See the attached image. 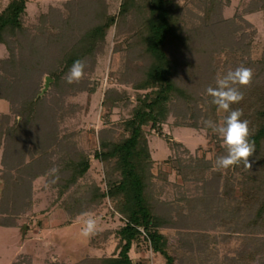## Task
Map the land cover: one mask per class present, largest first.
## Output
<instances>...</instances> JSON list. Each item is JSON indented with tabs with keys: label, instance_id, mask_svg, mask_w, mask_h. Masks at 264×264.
I'll use <instances>...</instances> for the list:
<instances>
[{
	"label": "trees",
	"instance_id": "1",
	"mask_svg": "<svg viewBox=\"0 0 264 264\" xmlns=\"http://www.w3.org/2000/svg\"><path fill=\"white\" fill-rule=\"evenodd\" d=\"M200 1L204 6L202 21L191 27L177 0H121L119 11L113 14L101 0H83V14L73 16L74 21L66 20L59 29L50 24L46 13L41 15L39 24L26 26L28 0H10L0 11V42L9 53L0 58V97L10 101L13 110L23 117L6 131L5 150L10 161L3 160L5 169L0 175L5 182L0 225L17 226L16 218L26 210L25 200L31 203L33 181L41 175L48 176L49 168L43 163L51 152L43 153L35 163H25L21 149L25 145L20 144L21 136L39 124L38 120L43 121V129L54 125L49 114L55 106L46 103L48 92L40 95L43 75L54 79L50 92L54 94L53 104L60 108L66 93L76 94L79 90L78 83L69 84L65 78L73 62L85 61V70L93 66L105 50L109 30L115 26L119 40L115 51L123 52L125 57L119 79L124 86L107 89L102 105L109 121L115 108L126 114H122L116 127L100 132L103 144L95 156L105 165L107 187L103 190L96 182L85 181L91 166L89 157L81 154L75 158L60 150L59 160L51 165L59 169L60 180L51 185L57 189L61 206L71 219L99 209L108 198L113 205L111 213L119 215L122 225L116 231L118 242L114 253L87 257L74 264H135L130 251L141 239L163 255L166 264H175V256L169 252L168 240L161 230L165 217L151 188L157 175L153 173L155 161L144 127L161 131L171 116L181 113L196 121L193 126H197L198 119H211L217 108L206 89L216 86L218 74L240 65L253 70V82L251 87L241 89L244 99L232 108L242 109V119L250 122L256 151L250 158L251 169L237 166L244 178L239 200L249 203L259 199L249 227L254 229L253 233L256 226L264 228V193H260L264 188V53L260 58L245 57L252 52L251 33L247 31L252 25L242 16L241 22L225 19L223 8L228 1ZM78 2L67 4L71 7L75 3L79 10ZM247 10L264 13V0H253ZM45 111L49 113L47 121L43 120ZM190 166L192 163L185 165ZM201 168L204 170L205 165ZM199 214L196 211L194 216ZM107 240V233L98 232L91 243L101 247ZM13 264L31 261L18 260Z\"/></svg>",
	"mask_w": 264,
	"mask_h": 264
},
{
	"label": "rangeland",
	"instance_id": "2",
	"mask_svg": "<svg viewBox=\"0 0 264 264\" xmlns=\"http://www.w3.org/2000/svg\"><path fill=\"white\" fill-rule=\"evenodd\" d=\"M9 1L0 0V11ZM70 1L78 0H28L24 24L35 26L41 22V15L46 13L50 24L59 29L60 24L65 25L66 20L74 21L73 16L85 11L83 0L78 2L79 10L75 3L71 8L67 4ZM101 1L108 6L110 14L119 11L121 0ZM177 1L184 8L185 20L190 27L201 23L204 6L200 0ZM226 1L223 8L225 19L241 22L242 16L252 25L247 28L251 33L252 52L246 53L245 57L260 58L264 53V13L247 10L253 0ZM117 42L116 27L113 26L108 32L104 52L98 55L93 66H87L83 80L77 84L79 90L76 94L66 93L61 98L60 108L53 104L54 94L50 92L54 79L48 74L43 75L40 95L48 92L46 103L55 106L51 114L45 111L43 120L47 121L45 117L49 114L54 125L43 129V121L40 123L38 120L39 124L31 126L26 135L21 136L20 144L25 145L21 147L25 163H32L43 153L51 152L43 163L50 169L59 160V150L75 158L85 154L91 163L85 181H94L101 189H106L105 165L95 156L103 144L100 132L116 127L122 114H126L115 108L109 121L105 117L107 110L102 105L107 89L124 86L119 79L123 75L125 57L123 52L115 51ZM8 54L6 46L0 42V58ZM48 77L51 80L45 89ZM131 99L134 100L133 94ZM12 106L10 101L0 97V122H3L0 129V175L5 169L3 160L10 161L5 150L7 128L23 119ZM225 116L226 113L217 110L211 120L219 123ZM194 123L193 118L181 113L171 116L161 131L148 125L144 127L155 161L153 173L157 175L151 188L158 199L159 211L165 217L161 230L168 240L169 252L175 256V264H264V254L259 253L264 251V228L256 226L253 233L254 229L249 227L259 199L249 203L239 200L243 193L242 171L237 166L227 170L214 168L216 158L225 154L222 141L203 125V119H198L197 126H193ZM189 163L192 166L186 168ZM203 165L204 170L201 168ZM48 178L46 174L33 181L31 203L25 200L26 210L16 218V227L0 225V264H13L25 259L31 264H74L87 257L114 253L118 242L116 231L122 221L119 215L111 213L113 205L110 200L107 198L99 209L88 212L97 219L98 232L108 234V240L97 247L92 245V238L80 235L85 217L82 214L74 219L69 217L57 197V189L52 187ZM4 183L0 176V204H3ZM260 193H264V188ZM196 211L200 212L199 216H194ZM253 237V241L257 240L254 244L250 240ZM130 256L135 264H166L163 255L142 239L133 245Z\"/></svg>",
	"mask_w": 264,
	"mask_h": 264
},
{
	"label": "clouds",
	"instance_id": "3",
	"mask_svg": "<svg viewBox=\"0 0 264 264\" xmlns=\"http://www.w3.org/2000/svg\"><path fill=\"white\" fill-rule=\"evenodd\" d=\"M86 63L81 59L73 62L66 74V82L79 83L85 76ZM253 70L240 65L229 69L223 75L216 77V86L206 89L207 96L211 97V103L218 111L226 113L223 121L217 123L211 119L204 120V126L211 129L222 141L225 154L218 156L213 167L217 170H227L243 165L245 169H251L250 158L254 155L255 142L251 139L250 122L242 119V109H233L232 105L239 104L244 99L242 88H249L253 82ZM50 182L55 184L60 180L59 169L53 166L48 171ZM85 219L80 229V235L84 238H92L98 234V221L91 213L82 214Z\"/></svg>",
	"mask_w": 264,
	"mask_h": 264
},
{
	"label": "water",
	"instance_id": "4",
	"mask_svg": "<svg viewBox=\"0 0 264 264\" xmlns=\"http://www.w3.org/2000/svg\"><path fill=\"white\" fill-rule=\"evenodd\" d=\"M50 77H48L47 78V81H46V84H45V89H47L48 88V86H49V83H50Z\"/></svg>",
	"mask_w": 264,
	"mask_h": 264
}]
</instances>
